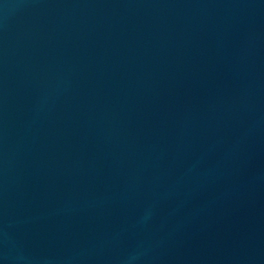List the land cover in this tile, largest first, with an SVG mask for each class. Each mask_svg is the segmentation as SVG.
<instances>
[{
	"label": "water",
	"instance_id": "1",
	"mask_svg": "<svg viewBox=\"0 0 264 264\" xmlns=\"http://www.w3.org/2000/svg\"><path fill=\"white\" fill-rule=\"evenodd\" d=\"M0 264H264V0H0Z\"/></svg>",
	"mask_w": 264,
	"mask_h": 264
}]
</instances>
